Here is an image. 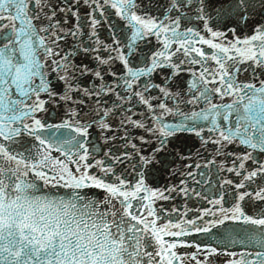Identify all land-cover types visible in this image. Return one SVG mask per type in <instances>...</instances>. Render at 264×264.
I'll return each instance as SVG.
<instances>
[{"label":"snow or ice","instance_id":"6c2138e0","mask_svg":"<svg viewBox=\"0 0 264 264\" xmlns=\"http://www.w3.org/2000/svg\"><path fill=\"white\" fill-rule=\"evenodd\" d=\"M0 264H264V0H0Z\"/></svg>","mask_w":264,"mask_h":264}]
</instances>
